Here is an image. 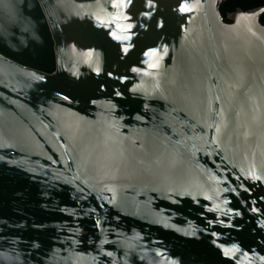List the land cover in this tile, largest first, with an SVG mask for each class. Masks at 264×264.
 I'll list each match as a JSON object with an SVG mask.
<instances>
[{
    "label": "water",
    "instance_id": "1",
    "mask_svg": "<svg viewBox=\"0 0 264 264\" xmlns=\"http://www.w3.org/2000/svg\"><path fill=\"white\" fill-rule=\"evenodd\" d=\"M225 1L0 0V264H264V6Z\"/></svg>",
    "mask_w": 264,
    "mask_h": 264
},
{
    "label": "trees",
    "instance_id": "2",
    "mask_svg": "<svg viewBox=\"0 0 264 264\" xmlns=\"http://www.w3.org/2000/svg\"><path fill=\"white\" fill-rule=\"evenodd\" d=\"M264 6V0H226L220 7V13L226 23L227 15L236 12L237 9L250 11ZM261 24L264 26V14L260 18Z\"/></svg>",
    "mask_w": 264,
    "mask_h": 264
},
{
    "label": "snow or ice",
    "instance_id": "3",
    "mask_svg": "<svg viewBox=\"0 0 264 264\" xmlns=\"http://www.w3.org/2000/svg\"><path fill=\"white\" fill-rule=\"evenodd\" d=\"M113 6H115V5H113ZM182 10L186 11L188 9H182ZM128 27L130 28L131 25H129ZM112 35H113V38L116 39V40H128V39H130V37L127 36V35H125V36H117V35H115V33H113ZM127 51H128V49L124 48V52L126 53ZM133 71H136V69H133ZM257 179H258V177H257Z\"/></svg>",
    "mask_w": 264,
    "mask_h": 264
}]
</instances>
